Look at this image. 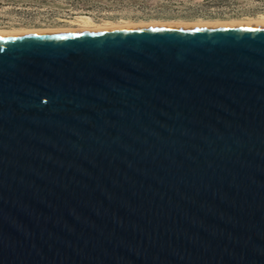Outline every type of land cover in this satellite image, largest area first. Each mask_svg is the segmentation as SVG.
Here are the masks:
<instances>
[{"label":"water","instance_id":"obj_1","mask_svg":"<svg viewBox=\"0 0 264 264\" xmlns=\"http://www.w3.org/2000/svg\"><path fill=\"white\" fill-rule=\"evenodd\" d=\"M0 264H264V27L0 38Z\"/></svg>","mask_w":264,"mask_h":264},{"label":"rangeland","instance_id":"obj_2","mask_svg":"<svg viewBox=\"0 0 264 264\" xmlns=\"http://www.w3.org/2000/svg\"><path fill=\"white\" fill-rule=\"evenodd\" d=\"M264 15V0H0V29L97 23L243 20Z\"/></svg>","mask_w":264,"mask_h":264},{"label":"bare ground","instance_id":"obj_3","mask_svg":"<svg viewBox=\"0 0 264 264\" xmlns=\"http://www.w3.org/2000/svg\"><path fill=\"white\" fill-rule=\"evenodd\" d=\"M231 27H264V15L258 18L243 20L217 21H148V22H112L97 23L90 17H83L79 23L69 27L53 28H14L0 29V38L40 34H95L117 32L143 28H231Z\"/></svg>","mask_w":264,"mask_h":264}]
</instances>
